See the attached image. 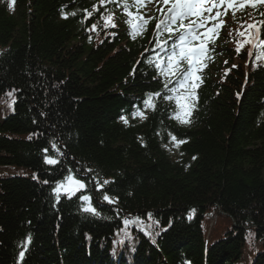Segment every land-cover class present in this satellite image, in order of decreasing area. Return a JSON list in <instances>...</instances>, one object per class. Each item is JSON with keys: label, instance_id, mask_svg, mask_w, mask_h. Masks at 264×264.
Instances as JSON below:
<instances>
[{"label": "trees", "instance_id": "16d2710c", "mask_svg": "<svg viewBox=\"0 0 264 264\" xmlns=\"http://www.w3.org/2000/svg\"><path fill=\"white\" fill-rule=\"evenodd\" d=\"M125 2L0 0V264H264V48L245 52L264 8L235 11L244 35L213 43L181 123L155 67L159 15L133 35ZM69 174L86 187L57 201Z\"/></svg>", "mask_w": 264, "mask_h": 264}, {"label": "snow or ice", "instance_id": "6c2138e0", "mask_svg": "<svg viewBox=\"0 0 264 264\" xmlns=\"http://www.w3.org/2000/svg\"><path fill=\"white\" fill-rule=\"evenodd\" d=\"M100 2L103 4L105 0H100ZM135 3L136 5L142 6L144 0H135ZM162 3L166 6L169 4L171 6L167 8L164 18L156 25V47L164 51L166 55L164 57L157 55L155 67L160 75L165 77L164 87L167 92L171 93V95H164L163 99L167 101L174 100L175 105L180 110L176 115V119L180 120L181 123H190L191 121L188 119V113L191 110L190 105L194 103V89L196 87V84L193 82H199L200 80L197 73L200 70L201 62L205 54L208 52V44L212 41L218 29L217 24L213 23L212 27L208 25L222 15L221 8H224L225 12L227 9H232L233 14H235L236 0H162ZM258 3H264V0H242L240 7L243 8L245 4H251L252 8H256ZM11 4L14 5L15 0H11ZM123 6L127 11L129 7L128 4L125 2ZM213 9H216L215 16H212ZM205 13H208V15H205ZM127 14L129 17L133 16V13L130 11H128ZM68 15L75 16L76 13H68L64 18L66 19ZM87 15L91 16L92 13L88 12ZM261 15H264V13H261ZM105 19L108 22L106 26L110 24L115 27L112 14H109ZM137 19L142 20L139 29L142 30L143 26L148 23V20H144L142 17H137ZM185 21H188V23H185ZM128 23L132 25L133 35H135L138 31L137 25L134 24L132 20H129ZM92 27L94 29L96 26L93 25ZM249 27L253 28L256 26L249 25ZM201 29H204V31L201 32ZM164 33H168V37L167 39L161 40L160 37L163 36ZM240 35H244V33L242 32ZM169 40H173L171 45L168 43ZM197 41L199 42L198 45L196 44ZM247 42L253 43L254 47L257 46L251 36ZM259 46L264 48V41H260ZM237 51H239V48ZM261 55L264 56V53ZM169 77H171V79ZM173 82H175L176 86L169 88L168 85ZM8 95L14 96V92H10ZM160 95V93H149L147 99L144 101L145 107L154 110L155 99ZM12 103H15V99H13ZM134 115L143 117V112L137 111ZM121 119L127 123L125 117H121ZM172 139L175 141L176 137L173 136ZM182 142L183 141H181V143ZM52 147L59 152V148H57L55 143H53ZM44 151L47 152V149ZM60 155L63 156L64 153L61 152ZM46 163L49 165H56L59 163V160L46 157ZM86 171L91 172L92 169H86ZM93 179L95 180V177ZM95 182L98 188H103L104 185L109 183L108 180H103L102 183L99 180ZM44 183H47V181H44ZM85 187L86 185L82 180L77 179L73 174H69L63 181L57 182L54 188L56 200L59 201L61 192L65 193L68 198H71L76 195V192L85 189ZM79 198L86 202L83 211L96 216L100 215L92 206L90 196L82 195ZM103 199L108 203L118 202L110 198L107 194L103 195ZM149 218L151 217L149 216ZM132 223L139 225L142 222L139 221V218L124 220L125 225ZM30 241L31 237L29 236L27 242L30 243ZM26 250L27 245L24 246V250L19 252V259L21 261H23Z\"/></svg>", "mask_w": 264, "mask_h": 264}, {"label": "rangeland", "instance_id": "374dc122", "mask_svg": "<svg viewBox=\"0 0 264 264\" xmlns=\"http://www.w3.org/2000/svg\"><path fill=\"white\" fill-rule=\"evenodd\" d=\"M237 1V0H236ZM144 8L147 7L146 11L151 14V12H154V11H158L160 8H164V9H167L168 7H170L171 5H164L162 3V0H144V3L142 5ZM221 12H222V15L220 17H218L215 21H212L209 23V27H212V24H217L219 26H222L223 22H224V17H223V14L225 12L224 9H220ZM215 13H216V9H213V12H212V16H215ZM205 15H208V13H205ZM204 29H201V32H203ZM225 34H226V31H224ZM198 41L196 42V44L198 45ZM204 59L202 60L201 64L203 63ZM234 62H237V61H234ZM203 71L202 68H200L199 72Z\"/></svg>", "mask_w": 264, "mask_h": 264}]
</instances>
